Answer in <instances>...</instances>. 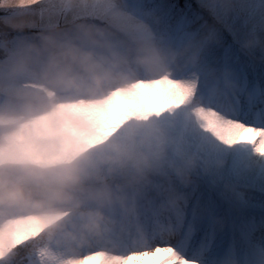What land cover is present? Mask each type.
<instances>
[{"label":"rangeland","instance_id":"1","mask_svg":"<svg viewBox=\"0 0 264 264\" xmlns=\"http://www.w3.org/2000/svg\"><path fill=\"white\" fill-rule=\"evenodd\" d=\"M194 2L207 18L171 36L149 10H132L130 0H106L108 20L81 16L43 27L38 13L47 0H0V28L18 34L9 40L0 35V193L20 188L28 197L0 205V264H34L38 254L50 264H91L81 260L85 250L117 226L88 234L81 228L85 214L102 211L119 222L120 202L137 212L146 191L179 203L195 171L183 182L187 163L176 120L197 128L199 102L173 97L171 83L199 71L227 41L242 60L264 62V0ZM239 5L247 6L246 14H237ZM4 10L15 15L5 17ZM69 21L105 30L104 43L117 54L114 71L99 83L65 86L53 83L38 63L15 70L22 42ZM49 216L58 217L55 225L45 222Z\"/></svg>","mask_w":264,"mask_h":264},{"label":"snow or ice","instance_id":"2","mask_svg":"<svg viewBox=\"0 0 264 264\" xmlns=\"http://www.w3.org/2000/svg\"><path fill=\"white\" fill-rule=\"evenodd\" d=\"M246 7L237 6V14H246ZM130 8L137 13L149 10L159 30L171 36L185 35L208 15L194 0H130ZM38 14L43 27L81 16L108 20L111 9L106 0H83L78 6L47 0ZM14 15V10H4L5 17ZM173 83L185 97L199 102L198 127L212 137L209 140L187 121L176 120L178 146L196 151L200 158L193 183L180 189V201L172 206L146 191L136 215L120 218L81 260L264 264V62L242 60L234 43L227 41L199 71ZM34 264L50 262L38 254Z\"/></svg>","mask_w":264,"mask_h":264},{"label":"clouds","instance_id":"3","mask_svg":"<svg viewBox=\"0 0 264 264\" xmlns=\"http://www.w3.org/2000/svg\"><path fill=\"white\" fill-rule=\"evenodd\" d=\"M15 2V0H14ZM34 2V0H29ZM66 27L52 26L40 33L36 41H24L14 53L15 70H23L34 63L41 66L42 71L53 83L74 86L79 81L91 79L99 83L104 75L111 73L118 66L116 53L107 48L104 43L105 30L86 22H66ZM126 55H131L129 50ZM136 59V57H132ZM195 66V65H193ZM201 136L211 140V134L196 128ZM182 158L187 163L184 181L187 182L190 172L195 171L200 163L196 151L182 148ZM67 177L65 183H71ZM59 194V192L57 193ZM28 199L20 188L9 189L0 193V205L14 204ZM177 204L176 198L170 197L169 206ZM123 217H134L136 208L120 202ZM58 217H46L47 224L55 225ZM119 222L102 211L87 213L81 228L88 234L100 235L110 231Z\"/></svg>","mask_w":264,"mask_h":264},{"label":"bare ground","instance_id":"4","mask_svg":"<svg viewBox=\"0 0 264 264\" xmlns=\"http://www.w3.org/2000/svg\"><path fill=\"white\" fill-rule=\"evenodd\" d=\"M174 87H175V89H174V91H171V93H172V95H173V97H175V98H185V100L188 102L189 101V97H185L182 93H181V91H180V89H178L177 88V86H176V84L175 83H171ZM164 188H166V186H162V189L164 190ZM165 191V190H164ZM165 196V194L164 193H162V196H160V197H164ZM160 254H163V253H160ZM170 264H171V262H170Z\"/></svg>","mask_w":264,"mask_h":264},{"label":"trees","instance_id":"5","mask_svg":"<svg viewBox=\"0 0 264 264\" xmlns=\"http://www.w3.org/2000/svg\"><path fill=\"white\" fill-rule=\"evenodd\" d=\"M10 33H13V32L7 26L6 27L3 26L0 28V35L3 37L4 40H9L11 38V36L9 35ZM0 57H1V55H0Z\"/></svg>","mask_w":264,"mask_h":264}]
</instances>
